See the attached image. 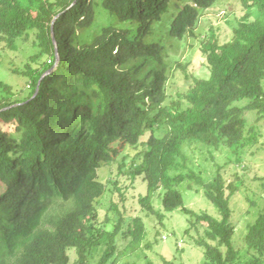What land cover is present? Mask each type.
<instances>
[{
  "label": "trees",
  "instance_id": "1",
  "mask_svg": "<svg viewBox=\"0 0 264 264\" xmlns=\"http://www.w3.org/2000/svg\"><path fill=\"white\" fill-rule=\"evenodd\" d=\"M239 2L246 13L231 39L220 43L212 33L202 41L209 76L195 78L182 105L168 102L164 45L147 37L167 14L169 35L193 36L201 10L216 0H0V44L16 49L33 38L37 50L21 69L30 88L25 97L14 98L0 80V264H68L69 249L75 264H89L102 246L96 264H115L124 213L114 206L112 229L97 227L96 204L106 190L98 170L130 146L142 148L130 172L146 183L142 207L162 222L152 198L163 188V210L180 208L201 227L195 243L204 264H264V211L247 224L242 253L233 242V182L226 183L221 166L207 181L200 170L184 171L186 144H225L240 153L252 139L246 115L264 118V0ZM252 8L258 15L249 19ZM99 9L136 26H100L82 44ZM56 49L58 64L42 77L54 68ZM185 180L188 189H204L219 219L183 205L175 185ZM128 227L126 248L136 250L145 224L135 216Z\"/></svg>",
  "mask_w": 264,
  "mask_h": 264
},
{
  "label": "rangeland",
  "instance_id": "2",
  "mask_svg": "<svg viewBox=\"0 0 264 264\" xmlns=\"http://www.w3.org/2000/svg\"><path fill=\"white\" fill-rule=\"evenodd\" d=\"M250 12L249 19L258 15L256 8H252ZM245 13L246 10L239 0H216L212 7L201 10L194 35L182 39L169 35V14L156 24L158 27L155 33L147 39L159 40L164 45L170 65L165 86L168 102L185 105L184 94L195 83V78L205 79L209 76V66L202 51V41L212 33L217 34L220 43L229 41L233 28L238 26ZM109 25L119 28L136 26L134 22L119 21L114 15L99 9L96 19L85 31L87 35L81 38L82 44L90 42L100 26ZM32 41L33 38L26 41L21 39L17 42L16 49H9L4 43L0 44V80L11 86L15 92L14 98L25 97L30 89L28 79L21 74V69L28 58L37 51L32 46ZM43 59L42 57L40 61ZM240 103L243 104L245 101ZM246 118L245 135L252 139L240 150V153L231 150L225 144L215 148L193 142L183 147L186 155L184 171H187L188 167L195 171L200 170L207 181L212 180L221 166V174L226 183L233 182L236 187L230 198L231 220L235 228L233 242L242 253L247 252L244 242L247 224L264 211V118H259L255 111L249 112ZM159 129L155 132L157 136L163 134V130ZM141 152L140 146L127 147L114 163L98 170V177L106 184V190L96 204L97 227L112 229L114 221L118 219L114 206L124 213L125 225L122 234L118 236L115 264H204V250L195 243L196 239L204 236L201 227L191 226L189 223L191 216L180 208L171 212L163 210L161 203L165 191L163 188L152 198L154 208L164 213L162 222L142 207L139 198L145 195L146 183L143 175H130L133 168L132 160L138 164ZM124 154H127L125 163L118 168L124 161ZM189 182L185 180L175 185L182 195L183 205L195 212H206L219 219L218 209L204 195V189L194 183L193 189H188ZM135 216H140L145 224V237L136 250H131L126 248L131 240L128 226ZM103 250L104 246L94 250L89 258V264H96ZM67 253L68 264H75L77 258L75 249H69Z\"/></svg>",
  "mask_w": 264,
  "mask_h": 264
},
{
  "label": "water",
  "instance_id": "3",
  "mask_svg": "<svg viewBox=\"0 0 264 264\" xmlns=\"http://www.w3.org/2000/svg\"><path fill=\"white\" fill-rule=\"evenodd\" d=\"M56 17H58V16H56ZM56 17L54 18V20L56 19ZM54 20H53V22H54ZM53 22H52V23H53ZM52 26H53V25H52ZM53 40H54V43L56 44V40H55V38H54V35H53ZM56 58H57V61H56V64H55L54 68H50L47 72H45V73L42 75V77H44V76L47 75L48 73L52 72V70H54V69L56 68V65L58 64V61H59V54H58L57 49H56ZM40 81H41V79H40L39 82H38L37 90H38V86H39V84H40ZM37 90H36V93H37Z\"/></svg>",
  "mask_w": 264,
  "mask_h": 264
}]
</instances>
